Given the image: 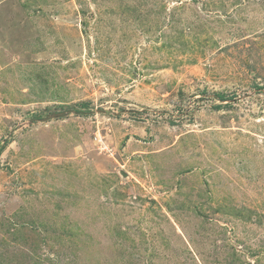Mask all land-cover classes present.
<instances>
[{"label":"rangeland","instance_id":"rangeland-1","mask_svg":"<svg viewBox=\"0 0 264 264\" xmlns=\"http://www.w3.org/2000/svg\"><path fill=\"white\" fill-rule=\"evenodd\" d=\"M0 264H264V0H0Z\"/></svg>","mask_w":264,"mask_h":264}]
</instances>
